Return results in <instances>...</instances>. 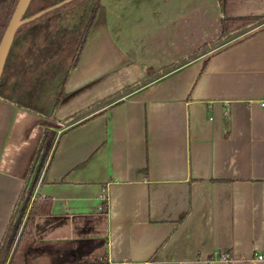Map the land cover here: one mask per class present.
Returning <instances> with one entry per match:
<instances>
[{
    "label": "crops",
    "instance_id": "0c3cea01",
    "mask_svg": "<svg viewBox=\"0 0 264 264\" xmlns=\"http://www.w3.org/2000/svg\"><path fill=\"white\" fill-rule=\"evenodd\" d=\"M98 4L51 103L15 74L22 61L1 72L0 238L48 128L34 192L51 209L35 217V239H105L106 262L88 264H226L221 252L264 264L249 260L264 253V22L188 57L219 36L222 17L263 15L264 0Z\"/></svg>",
    "mask_w": 264,
    "mask_h": 264
},
{
    "label": "trees",
    "instance_id": "16d2710c",
    "mask_svg": "<svg viewBox=\"0 0 264 264\" xmlns=\"http://www.w3.org/2000/svg\"><path fill=\"white\" fill-rule=\"evenodd\" d=\"M16 2L17 0H0V39L11 17ZM98 8V0H95L86 19L79 40L76 43L74 51L71 55L67 72L76 64L78 60ZM32 14L33 13L24 14V17H28ZM262 20H264V14L256 16L222 17L219 36L209 43L203 44L197 48L189 54L188 57H194L212 46L228 41L234 35L245 31L250 26L256 25ZM185 58L181 59V61ZM175 64L177 63L170 64L169 66L162 68L161 71H166L167 69L176 66ZM155 75L157 74L154 73L144 78L141 83L146 82ZM137 84L138 83L130 85L122 91L132 89L137 86ZM60 94L61 93H59L55 99L53 106L57 104ZM117 95L118 93H115L85 109L77 111L68 118L64 119L63 122L70 123L79 117H83L94 109L99 108L107 104L110 100L115 99ZM54 137V130L48 128L44 129L41 141L29 167L28 174L20 189L12 213L0 238V264L31 263L38 259L48 261L53 264H88L106 262L107 251L105 239L42 242L35 239L33 235L35 217L47 214L51 209V199L47 196H42L37 193L35 194L34 190L38 181L39 173L52 147Z\"/></svg>",
    "mask_w": 264,
    "mask_h": 264
},
{
    "label": "rangeland",
    "instance_id": "374dc122",
    "mask_svg": "<svg viewBox=\"0 0 264 264\" xmlns=\"http://www.w3.org/2000/svg\"><path fill=\"white\" fill-rule=\"evenodd\" d=\"M59 1L61 0H30L25 14L35 13L45 6L56 4ZM94 1L71 0L22 24L7 53L2 80L12 73V66L16 58L22 62L18 63L21 68L14 67V72L15 74L20 72L27 83L32 82V87L29 89L30 94L36 96L37 93H41L48 97V102L51 103L60 89L63 77L68 70L71 55ZM263 22L264 20L250 26L229 40L251 32ZM213 47L215 46L210 48ZM17 52H19L18 56ZM19 101L33 103L28 97L19 98Z\"/></svg>",
    "mask_w": 264,
    "mask_h": 264
},
{
    "label": "water",
    "instance_id": "95a60500",
    "mask_svg": "<svg viewBox=\"0 0 264 264\" xmlns=\"http://www.w3.org/2000/svg\"><path fill=\"white\" fill-rule=\"evenodd\" d=\"M71 0H61L56 4H53L51 6H48L46 8H43L32 15L28 17H24L25 10L30 2V0H17L16 5L13 9V12L11 14V17L4 29V32L2 34V37L0 39V75L2 72V68L7 56V53L9 51L10 45L12 43V40L14 38V35L17 31V29L24 23L31 21L43 13L52 10L53 8H56L58 6H61Z\"/></svg>",
    "mask_w": 264,
    "mask_h": 264
},
{
    "label": "built area",
    "instance_id": "2783aa9c",
    "mask_svg": "<svg viewBox=\"0 0 264 264\" xmlns=\"http://www.w3.org/2000/svg\"><path fill=\"white\" fill-rule=\"evenodd\" d=\"M262 104V103H261ZM218 260H221L225 262L226 264H229L231 262V257L229 253L227 252H221L217 255ZM215 259H208L209 264H213V261ZM250 261H264V253L263 252H253L252 255L249 258Z\"/></svg>",
    "mask_w": 264,
    "mask_h": 264
}]
</instances>
